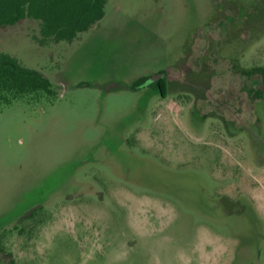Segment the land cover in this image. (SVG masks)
<instances>
[{"label": "rangeland", "instance_id": "obj_1", "mask_svg": "<svg viewBox=\"0 0 264 264\" xmlns=\"http://www.w3.org/2000/svg\"><path fill=\"white\" fill-rule=\"evenodd\" d=\"M40 29H0L58 91L0 103V264H264V0H107L72 41ZM182 64L201 96L212 73L202 110L135 86Z\"/></svg>", "mask_w": 264, "mask_h": 264}, {"label": "trees", "instance_id": "obj_2", "mask_svg": "<svg viewBox=\"0 0 264 264\" xmlns=\"http://www.w3.org/2000/svg\"><path fill=\"white\" fill-rule=\"evenodd\" d=\"M107 0H0V29L34 18L40 23L42 44L72 41L105 15ZM57 87L41 71L22 66L0 53V103L26 97H56Z\"/></svg>", "mask_w": 264, "mask_h": 264}, {"label": "flooded vegetation", "instance_id": "obj_3", "mask_svg": "<svg viewBox=\"0 0 264 264\" xmlns=\"http://www.w3.org/2000/svg\"><path fill=\"white\" fill-rule=\"evenodd\" d=\"M209 60L210 59H208V61ZM189 68L190 67L182 64L181 67L178 68L179 71L176 73L171 72L169 70L166 72H161L157 75L145 77L139 83H137L135 86L143 87V88H147V89L151 88L152 92L156 93L157 95H159L161 97V99H162L161 101L163 102V105H161V107H164V108L167 106L165 104L166 99L169 98L171 95H175L176 98L174 101H176L177 105H179L181 107V109L179 111H177L178 114H180L182 111L187 110L189 108H191V110H192V108L194 106H197V107H199L200 110H202L203 106L199 105L198 101L207 99L208 90H209L211 83H212V73H211V77L209 79L208 88L206 90L207 93L205 94V96H201V95L196 94L194 91L189 90L187 87V84H189V81H190V79H189L190 72H189V70L185 71L184 69H189ZM197 86H198V83L195 82L194 89H196ZM191 110H189L190 111V117L192 116ZM211 110H214V109H211ZM211 110H207V111H209V113H207L205 116L208 115V117H210ZM219 114L222 115L221 117H223L225 119L224 113L219 112ZM214 118L216 119L217 117H214ZM223 131H224V129H223Z\"/></svg>", "mask_w": 264, "mask_h": 264}]
</instances>
